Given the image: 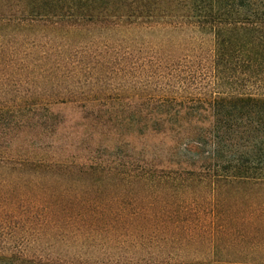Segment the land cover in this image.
<instances>
[{
	"label": "trees",
	"instance_id": "1",
	"mask_svg": "<svg viewBox=\"0 0 264 264\" xmlns=\"http://www.w3.org/2000/svg\"><path fill=\"white\" fill-rule=\"evenodd\" d=\"M0 264H264V0H0Z\"/></svg>",
	"mask_w": 264,
	"mask_h": 264
},
{
	"label": "rangeland",
	"instance_id": "2",
	"mask_svg": "<svg viewBox=\"0 0 264 264\" xmlns=\"http://www.w3.org/2000/svg\"><path fill=\"white\" fill-rule=\"evenodd\" d=\"M57 108L60 111H63L69 119H74L75 120V117H78V108H76V107H73L71 105H68V106L67 105L66 106L62 105V106H59ZM259 256L260 255L257 254V255H254V256L248 257V258H257L258 259V258H260ZM237 258H239V257H237ZM239 260H241V259H239Z\"/></svg>",
	"mask_w": 264,
	"mask_h": 264
}]
</instances>
